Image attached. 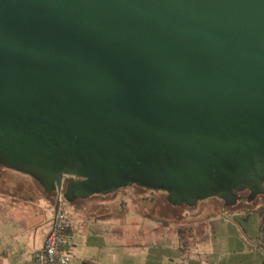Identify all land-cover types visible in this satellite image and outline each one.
Returning <instances> with one entry per match:
<instances>
[{"label":"water","instance_id":"water-1","mask_svg":"<svg viewBox=\"0 0 264 264\" xmlns=\"http://www.w3.org/2000/svg\"><path fill=\"white\" fill-rule=\"evenodd\" d=\"M0 164L56 203L264 194V0H0Z\"/></svg>","mask_w":264,"mask_h":264},{"label":"rangeland","instance_id":"rangeland-1","mask_svg":"<svg viewBox=\"0 0 264 264\" xmlns=\"http://www.w3.org/2000/svg\"><path fill=\"white\" fill-rule=\"evenodd\" d=\"M112 194L108 198L92 197L73 203L86 207L81 209L82 215L96 216L113 227L116 242L121 240L117 236L136 228L147 233L143 238L137 235L128 243L124 241L130 247L125 253H119L123 254L124 262L264 264V215L258 212L226 205L219 197L198 199V205L191 209H175L165 203L161 192H134L127 187L116 189ZM73 203L67 200L62 203L67 218L70 215L72 220L74 214H79ZM54 210L55 204L36 186L32 176L2 167L0 250L8 251L6 257L33 264L32 255L43 244ZM146 210L147 216L141 213ZM152 221L158 223V228L169 226L164 230L165 236L162 232L156 235L149 226L138 225Z\"/></svg>","mask_w":264,"mask_h":264},{"label":"crops","instance_id":"crops-1","mask_svg":"<svg viewBox=\"0 0 264 264\" xmlns=\"http://www.w3.org/2000/svg\"><path fill=\"white\" fill-rule=\"evenodd\" d=\"M73 204L76 207L75 210L79 211V214L73 215L74 220H72L69 215L68 219L70 221V227L69 229H67L63 237V242L66 240L67 243L62 244L63 251L69 253L71 256L69 264H134L131 262L122 261L123 254H119L120 251H123V253H125V251L130 248L129 245L125 244L124 241L128 243V240L137 235L143 238L144 236H147V233L141 232L140 228H136L130 231L128 234H124L123 236L119 235V237L117 236V238H121V240L116 242L117 240L115 239V233H113V227H111L106 222H102V219H99L96 216L87 217L82 215L80 213L81 209L86 207L84 205L78 206L75 203ZM147 212L148 211L146 210V213H141L147 216V214L149 213ZM149 219L152 220L151 218ZM1 220L2 215H0V221ZM119 224L124 225V222H120ZM138 225L141 228H143L144 226L153 228L156 235H160L161 232L162 235H164V230L168 229L169 227L162 226L158 228V223L156 222H144L139 223ZM186 228L188 229L189 227ZM76 230L81 231L77 233ZM38 249L39 248H37V250ZM37 250H35L34 253ZM7 252L8 251L4 249L0 250V264H23L20 258L12 259L13 257H6L8 254ZM117 258L119 260H116ZM173 261L174 260H172V262Z\"/></svg>","mask_w":264,"mask_h":264},{"label":"built area","instance_id":"built-area-1","mask_svg":"<svg viewBox=\"0 0 264 264\" xmlns=\"http://www.w3.org/2000/svg\"><path fill=\"white\" fill-rule=\"evenodd\" d=\"M62 191L58 193L56 208L42 246L33 255V264H69L71 256L63 251V237L70 227L62 203Z\"/></svg>","mask_w":264,"mask_h":264},{"label":"trees","instance_id":"trees-1","mask_svg":"<svg viewBox=\"0 0 264 264\" xmlns=\"http://www.w3.org/2000/svg\"><path fill=\"white\" fill-rule=\"evenodd\" d=\"M0 167L5 168L6 166L4 164H0ZM6 168H8V167H6ZM10 169H12V168H10ZM12 170L17 171V172H21V171H18L16 169H12ZM21 173H23V172H21ZM24 174H27V173H24ZM36 181L39 183L38 180H36ZM263 184H264V181H263ZM39 185L45 190V193L47 195H49L51 197H54V203H56V194H57L56 191L55 190L48 191L40 183H39ZM131 186H135V187L141 188L143 191L146 190V191H149V192H155V191L156 192H161L162 194H164V197H162L163 200L168 201L172 205L173 204L174 205H180V204L181 205H187L186 203H177V202H174V201L170 200V197H169L168 193L166 191H163V190H154V189H150V188H145V187H142V186L137 185V184L128 185V186H125V187H122V188H127V187H131ZM220 199L222 200V202L224 204H230V205L235 206V207L243 208L246 211H255V212H258L261 215H264V201H263L264 200V194L254 195L247 188H244V189H240L236 193H234L232 202H229L228 200H224L222 198H220ZM165 226H167V225L165 224ZM181 236H183V235H181Z\"/></svg>","mask_w":264,"mask_h":264}]
</instances>
